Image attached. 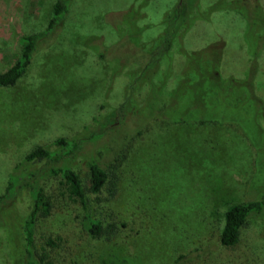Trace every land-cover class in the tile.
Here are the masks:
<instances>
[{
	"label": "rangeland",
	"instance_id": "rangeland-1",
	"mask_svg": "<svg viewBox=\"0 0 264 264\" xmlns=\"http://www.w3.org/2000/svg\"><path fill=\"white\" fill-rule=\"evenodd\" d=\"M176 2L71 0L62 26L33 55L25 74L15 85L0 87V194L25 153L40 145L54 149L53 141L60 136L90 134L96 127L93 119L122 102L129 80L126 71L135 66L127 62L120 69L118 61L120 57L130 61L134 48L124 32L123 12L130 6L141 8V40L149 43L162 32L163 15ZM53 3L0 0V65L16 59L19 35L47 26ZM259 3L264 13V0ZM223 4L198 0L207 16L194 20L181 43L186 51L219 43L221 77L248 78L252 94L231 97L234 106L212 108L209 121L164 127L150 122L142 125L144 115H131L114 132L94 143L83 142L73 163L83 177L87 170L83 157L89 151L102 165L118 156L117 195L96 203L95 196L106 195L103 189L90 198L99 215L107 217L112 212L126 227L110 242L85 238L76 264H190L193 260L226 264L217 243L225 210L234 203L264 198V45L254 56L247 20L237 8ZM103 51L105 58H98ZM171 52L173 69L161 103L169 101L186 57L177 43ZM143 94L144 90L139 92L137 100ZM140 125L142 133L131 137ZM44 189L56 196L61 189L59 179L46 181ZM29 209L27 191L0 209L4 222L0 264H13L14 257L17 262L19 246L24 245L17 225ZM81 214L78 206L74 212L42 221L41 227L56 237L64 231L65 220L79 219ZM240 244L245 252L236 251L237 264H264V208L248 218Z\"/></svg>",
	"mask_w": 264,
	"mask_h": 264
},
{
	"label": "trees",
	"instance_id": "trees-1",
	"mask_svg": "<svg viewBox=\"0 0 264 264\" xmlns=\"http://www.w3.org/2000/svg\"><path fill=\"white\" fill-rule=\"evenodd\" d=\"M220 1L225 6L237 8L247 20L252 40L250 48L256 56L264 45V13L259 0ZM70 2L71 0H54L47 26L38 32L19 35L16 59L8 65H0V87L15 85L25 74L33 55L43 45H47L55 31L62 26ZM123 15L125 35L130 37V40L126 38L134 48L130 49V61L122 57L118 61L120 69L127 62H134L135 66L126 71L129 80L123 90L122 102L107 114L94 118L96 127L90 134L71 138L60 136L53 141L54 149L40 145L25 153L14 165L4 192L0 194L2 210L15 202L23 191H27L30 199V209L17 225L23 234L24 245L19 246L17 262L14 257L13 264H76L78 249L85 238L110 242L126 227V223L117 220L112 212L107 217L99 215L90 198L91 194H98L103 189L106 190V195L95 196L93 200L96 203L115 198L119 180L116 161L118 156L112 162L102 165L89 151L83 157V164L87 168L83 177L73 165L83 142L94 143L114 132L120 125L127 123L131 115H136V118L144 115L142 125L150 122L164 127L172 123L209 121L215 110L235 105L230 101L231 97L235 99L238 94H252L248 78L237 81L221 77L219 62L222 50L219 43L209 44L197 51L184 50L181 43L184 33L194 20L207 16L200 11L198 0H177L163 15L162 32L149 43L141 40L144 30L138 24V18L143 17L141 8L130 6ZM174 43H177L179 50L186 56L185 62L180 79L169 92V101L161 103V93L173 69L171 49ZM98 58H105L104 51L98 53ZM143 90L142 98L137 100L136 96ZM214 107L217 109L212 111ZM142 125L134 129L131 137L133 133H142ZM84 129L88 130L89 126L86 125ZM36 162L43 163L35 167ZM54 179H59L61 185L56 196L48 194L44 189L46 181ZM78 206L82 212L81 217L65 220L61 235L54 237L49 229L41 227L42 221L53 219L60 213L74 212ZM263 208L264 198L234 203L227 207L223 227L217 235L221 251L219 255L223 262L237 264L233 257L237 254L236 251L240 249L241 253L245 252L240 244L242 229L248 218L252 214H259ZM0 226H4L2 219ZM225 258L227 260H223ZM190 264L197 263L193 260Z\"/></svg>",
	"mask_w": 264,
	"mask_h": 264
}]
</instances>
